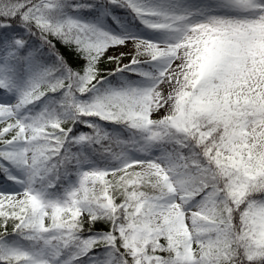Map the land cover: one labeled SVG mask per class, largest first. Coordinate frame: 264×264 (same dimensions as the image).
I'll list each match as a JSON object with an SVG mask.
<instances>
[{
	"label": "snow or ice",
	"instance_id": "6c2138e0",
	"mask_svg": "<svg viewBox=\"0 0 264 264\" xmlns=\"http://www.w3.org/2000/svg\"><path fill=\"white\" fill-rule=\"evenodd\" d=\"M0 264H264V0H0Z\"/></svg>",
	"mask_w": 264,
	"mask_h": 264
}]
</instances>
